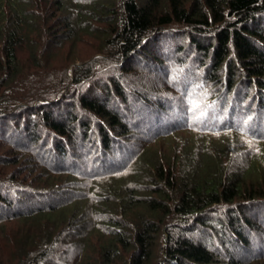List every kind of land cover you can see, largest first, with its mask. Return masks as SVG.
<instances>
[{"label":"trees","instance_id":"trees-1","mask_svg":"<svg viewBox=\"0 0 264 264\" xmlns=\"http://www.w3.org/2000/svg\"><path fill=\"white\" fill-rule=\"evenodd\" d=\"M0 264H264V0H0Z\"/></svg>","mask_w":264,"mask_h":264},{"label":"rangeland","instance_id":"rangeland-1","mask_svg":"<svg viewBox=\"0 0 264 264\" xmlns=\"http://www.w3.org/2000/svg\"><path fill=\"white\" fill-rule=\"evenodd\" d=\"M80 50H81V48H80Z\"/></svg>","mask_w":264,"mask_h":264}]
</instances>
